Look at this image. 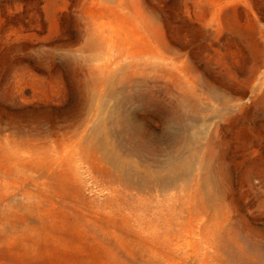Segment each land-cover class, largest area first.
I'll return each instance as SVG.
<instances>
[{
	"label": "rangeland",
	"instance_id": "obj_1",
	"mask_svg": "<svg viewBox=\"0 0 264 264\" xmlns=\"http://www.w3.org/2000/svg\"><path fill=\"white\" fill-rule=\"evenodd\" d=\"M0 264H264V0H0Z\"/></svg>",
	"mask_w": 264,
	"mask_h": 264
}]
</instances>
